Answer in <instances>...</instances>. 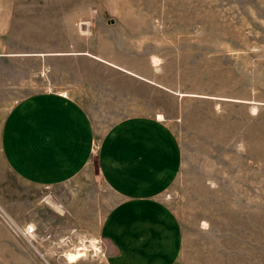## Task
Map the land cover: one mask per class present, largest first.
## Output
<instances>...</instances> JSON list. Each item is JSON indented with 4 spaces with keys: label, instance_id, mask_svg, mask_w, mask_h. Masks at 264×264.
<instances>
[{
    "label": "rangeland",
    "instance_id": "rangeland-1",
    "mask_svg": "<svg viewBox=\"0 0 264 264\" xmlns=\"http://www.w3.org/2000/svg\"><path fill=\"white\" fill-rule=\"evenodd\" d=\"M14 1L16 21L41 37L73 36L78 53L120 61L158 86L123 83L88 56L50 57L45 73L42 60H0V126L22 97L63 85L93 112L98 134L124 116L162 115L182 152L161 190L182 230L175 264H264V0ZM41 37L16 43L40 48ZM22 79L29 84L10 86ZM115 84L126 95L114 96ZM117 203L96 157L45 185L19 177L0 151V264H108L101 226ZM75 251L84 256L68 263Z\"/></svg>",
    "mask_w": 264,
    "mask_h": 264
},
{
    "label": "crops",
    "instance_id": "crops-1",
    "mask_svg": "<svg viewBox=\"0 0 264 264\" xmlns=\"http://www.w3.org/2000/svg\"><path fill=\"white\" fill-rule=\"evenodd\" d=\"M15 5L14 0H0V60L22 68L27 60H42L44 66L36 72L45 73L50 57L72 61L88 56L123 83L129 79L134 85L158 86L120 61L78 53L73 36L41 37L42 30L16 21ZM40 37L44 40L40 48L16 43ZM28 84L22 79L10 86ZM90 88L95 90L88 83ZM113 90L114 96L128 91L120 84ZM74 91L71 85L61 86L60 91H38L12 106L0 126V151L8 166L27 182L59 184L77 176L96 157L105 185L118 198L101 226L108 264H175L182 248V230L161 198V190L175 180L182 166L174 132L163 117L135 114L116 119L98 134L93 112L78 102Z\"/></svg>",
    "mask_w": 264,
    "mask_h": 264
},
{
    "label": "bare ground",
    "instance_id": "bare-ground-1",
    "mask_svg": "<svg viewBox=\"0 0 264 264\" xmlns=\"http://www.w3.org/2000/svg\"><path fill=\"white\" fill-rule=\"evenodd\" d=\"M159 119H162V116L159 115L158 116ZM96 249V248H94ZM80 250H84V249H81ZM84 256V251H75V252H69L65 255V259L68 263H75L77 262L80 258H82Z\"/></svg>",
    "mask_w": 264,
    "mask_h": 264
},
{
    "label": "built area",
    "instance_id": "built-area-1",
    "mask_svg": "<svg viewBox=\"0 0 264 264\" xmlns=\"http://www.w3.org/2000/svg\"><path fill=\"white\" fill-rule=\"evenodd\" d=\"M36 233V228L33 226V225H27L25 228H24V232L23 234L26 235V236H32Z\"/></svg>",
    "mask_w": 264,
    "mask_h": 264
}]
</instances>
